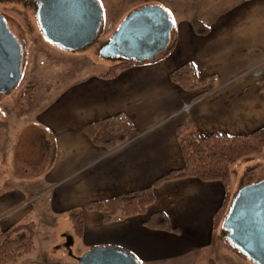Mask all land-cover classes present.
<instances>
[{
	"label": "crops",
	"instance_id": "1",
	"mask_svg": "<svg viewBox=\"0 0 264 264\" xmlns=\"http://www.w3.org/2000/svg\"><path fill=\"white\" fill-rule=\"evenodd\" d=\"M183 12L188 15L174 23V47L166 56L111 78L103 76L106 71L79 74L40 111L51 154L39 170H28L27 183H0L1 230L35 213L47 223L46 234L61 231L59 249L40 264H78L101 247L126 250L140 264H196L215 249L214 217L227 193L220 181L163 182L146 212L125 220L104 223L100 212L85 211L82 236L70 218L91 202L146 189L183 169L178 127L185 121L193 122L201 138L246 136L264 128V0H198ZM195 21L207 27L206 34ZM188 62L201 80L214 76L215 85L187 91L173 83L172 71ZM118 114L130 119L138 135L113 150L95 145L84 127ZM155 213L166 216L170 230L146 225ZM64 245L72 249V260L59 254Z\"/></svg>",
	"mask_w": 264,
	"mask_h": 264
},
{
	"label": "rangeland",
	"instance_id": "2",
	"mask_svg": "<svg viewBox=\"0 0 264 264\" xmlns=\"http://www.w3.org/2000/svg\"><path fill=\"white\" fill-rule=\"evenodd\" d=\"M99 2L104 11V24L98 38L87 48L67 51L53 45L44 37L37 20V7L22 0H0V14L21 47L25 49L22 78L18 86L11 94L0 96V183H3V187L10 178L24 179L27 183L32 177V174H27L28 170H39L51 154L52 144L46 142L38 117L40 111L56 97L64 85L79 74L107 72L110 67L121 62L103 58L101 50L129 13L142 6L160 5L171 13L172 20L177 24L188 15L184 14L183 8L195 7L198 0H99ZM176 11L180 13L175 15ZM173 36L174 32L171 34V40ZM230 176L232 200L239 188L264 179V148L259 153L245 156L232 164ZM38 220H40L38 215L32 213L27 219L17 223L13 221L9 225L13 228L29 222L37 224L36 252L32 256H24L18 264H40L41 261L48 259L51 251L59 249L57 246H60L58 237L61 231H54V235H51L48 230L46 234L47 223ZM220 228L216 235L215 249H207L196 264H207L209 258L217 264H254L232 250L223 228ZM21 237L16 235L14 238ZM64 246L66 249H62L59 254L64 253L63 258L69 261L72 249L68 250V245Z\"/></svg>",
	"mask_w": 264,
	"mask_h": 264
},
{
	"label": "water",
	"instance_id": "3",
	"mask_svg": "<svg viewBox=\"0 0 264 264\" xmlns=\"http://www.w3.org/2000/svg\"><path fill=\"white\" fill-rule=\"evenodd\" d=\"M37 20L44 37L67 51L93 44L104 24L99 0H36ZM174 29L169 12L147 5L129 13L103 46L106 59L145 63L154 61L171 44ZM22 47L0 14V96L9 95L22 78ZM223 233L231 247L254 264H264V179L241 187L224 219ZM78 264H140L128 251L95 248Z\"/></svg>",
	"mask_w": 264,
	"mask_h": 264
},
{
	"label": "trees",
	"instance_id": "4",
	"mask_svg": "<svg viewBox=\"0 0 264 264\" xmlns=\"http://www.w3.org/2000/svg\"><path fill=\"white\" fill-rule=\"evenodd\" d=\"M194 27L200 34H206L208 31L207 27L200 21H195ZM173 47L174 43L171 41L168 49L155 60L166 56ZM141 64L144 63L121 61L119 64L110 67L103 76L111 78L121 71ZM171 80L187 91H194L216 83L214 76L201 80L197 75L195 66L191 62L185 63L172 71ZM262 89H264V86ZM204 94H206V91L198 94L194 99ZM84 132L95 145L104 147L107 150H113L138 135L133 123L123 114L90 123L84 127ZM178 137L180 138L186 162L183 169L169 172L146 189L103 201L91 202L83 209L72 212L70 218L74 225L75 234L82 236L85 211L100 212L104 223L125 220L132 216L144 214L147 207L155 201L154 189L158 185L163 182L189 177L198 178L205 182L220 181L224 185L227 192L225 200L214 217V228L218 230L232 202L230 195L232 184L230 167L241 158L257 154L264 148V128L246 136H229L215 133L206 138H201L193 122L188 120L178 127ZM146 225L154 229L170 230L168 219L163 213L153 214L146 222ZM16 235H21L22 237L19 239L14 238ZM35 237L36 225L34 222L19 224L6 230L0 229V264H18L21 258L32 254L35 250ZM231 248L239 255L244 256L233 247ZM208 264L217 263L214 260H210Z\"/></svg>",
	"mask_w": 264,
	"mask_h": 264
},
{
	"label": "flooded vegetation",
	"instance_id": "5",
	"mask_svg": "<svg viewBox=\"0 0 264 264\" xmlns=\"http://www.w3.org/2000/svg\"><path fill=\"white\" fill-rule=\"evenodd\" d=\"M22 1L25 2V3H30V4L34 5L35 7H37L36 8V12H37L38 4L36 3V0H22ZM24 53H25V49L22 48V54L24 55Z\"/></svg>",
	"mask_w": 264,
	"mask_h": 264
},
{
	"label": "snow or ice",
	"instance_id": "6",
	"mask_svg": "<svg viewBox=\"0 0 264 264\" xmlns=\"http://www.w3.org/2000/svg\"><path fill=\"white\" fill-rule=\"evenodd\" d=\"M167 11V10H166ZM169 15H171V13H169ZM175 23V21L173 20V24Z\"/></svg>",
	"mask_w": 264,
	"mask_h": 264
}]
</instances>
